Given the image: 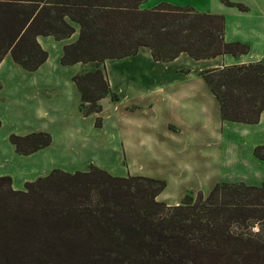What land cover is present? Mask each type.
Returning <instances> with one entry per match:
<instances>
[{"label":"trees","instance_id":"16d2710c","mask_svg":"<svg viewBox=\"0 0 264 264\" xmlns=\"http://www.w3.org/2000/svg\"><path fill=\"white\" fill-rule=\"evenodd\" d=\"M146 1L0 0V63L11 54L23 69L35 71L48 59L37 37L64 40L79 25L62 63L89 67L73 78L80 112L88 117L103 111V98L118 101L104 73L107 59L135 55L142 46L164 62L181 53L194 59L249 53L248 45L224 40L222 15L168 3L143 10ZM205 77L223 120L259 122L263 63L210 70ZM95 124L101 127L102 118ZM10 141L17 153L29 155L51 145L52 137L12 134ZM254 154L264 160V145ZM165 188L163 180L114 176L95 165L74 173L54 169L24 190L0 177V264H264V241L233 230L264 222V184L220 183L207 197L186 194L176 206L158 201Z\"/></svg>","mask_w":264,"mask_h":264},{"label":"crops","instance_id":"0c3cea01","mask_svg":"<svg viewBox=\"0 0 264 264\" xmlns=\"http://www.w3.org/2000/svg\"><path fill=\"white\" fill-rule=\"evenodd\" d=\"M224 1L147 0L140 8L151 10L168 3L222 15L224 40L248 45V54L194 59L181 53L164 62L156 61L151 49L142 46L135 55L107 59L104 73L118 101L103 98V111L88 117L80 112L81 93L73 80L87 66L62 63L65 46L78 39V26L76 33L64 40L37 37L48 59L35 71L23 69L6 55L0 63V177H11L12 187L24 190L27 182L49 175L57 168V140L70 138L88 144L84 121L92 118L96 133L108 131L112 145L121 148L118 158L128 164L126 175L166 182L157 198L169 206L179 205L186 194L208 196L220 183L261 187L264 160L257 158L254 150L264 145V111L256 124L223 120L220 102L205 74L237 65L264 64V0H227L247 10ZM97 117L102 118L101 127H96ZM35 132L49 133L51 145L29 155L17 153L10 136ZM188 174L198 178L196 184L180 183ZM168 189L177 197H167Z\"/></svg>","mask_w":264,"mask_h":264},{"label":"rangeland","instance_id":"374dc122","mask_svg":"<svg viewBox=\"0 0 264 264\" xmlns=\"http://www.w3.org/2000/svg\"><path fill=\"white\" fill-rule=\"evenodd\" d=\"M73 25L79 27V25L75 23ZM88 68L89 67H87V69ZM93 122L94 120L92 118H87V120L84 121L87 128L86 133L88 137L87 140L88 144H81L83 142L70 138H68L67 140L66 139L57 140V146L54 149L56 150V156H57L56 169H61L65 172L74 173L76 171H88L90 165H95L114 176H119V177L134 176L130 174L126 175L128 164L125 160L122 159V156H121L122 160H119L118 154L121 153V148L114 147L112 145V140L108 135L109 132L99 131V134H97L93 128L94 127ZM9 129L10 128L6 129L1 134L5 135ZM101 142L103 143L102 146L97 145L98 143ZM218 161H220V155H218ZM140 177H144V176H140ZM197 180L198 178L195 177V175L193 176V174H188L186 178L180 180V183H185L187 185L192 186L196 184ZM206 180L207 178L203 181L205 182ZM199 194H194L193 195L194 198L196 199ZM165 195L170 199L177 197L176 194L172 192V189H168ZM203 196L207 197L205 195ZM251 223H253V227L251 228H245V226L244 227L242 226L241 228L234 227L233 230L235 232H243L247 235L248 234L255 235V237L257 238L259 237L262 241H264V222L261 224H259L260 222H249L248 224Z\"/></svg>","mask_w":264,"mask_h":264}]
</instances>
